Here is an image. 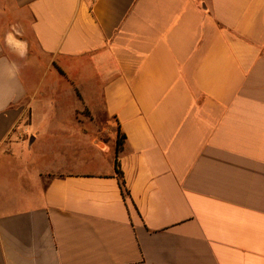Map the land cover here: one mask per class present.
Masks as SVG:
<instances>
[{"label":"crops","instance_id":"crops-1","mask_svg":"<svg viewBox=\"0 0 264 264\" xmlns=\"http://www.w3.org/2000/svg\"><path fill=\"white\" fill-rule=\"evenodd\" d=\"M0 264H264V0H0Z\"/></svg>","mask_w":264,"mask_h":264},{"label":"trees","instance_id":"trees-1","mask_svg":"<svg viewBox=\"0 0 264 264\" xmlns=\"http://www.w3.org/2000/svg\"><path fill=\"white\" fill-rule=\"evenodd\" d=\"M120 146H121V139L118 138L117 139V151H119ZM114 170H115L116 177L118 178V182H119L120 188L122 190V194H125L126 193L125 183H124V180H123V177H122V172L119 169L117 156L115 157Z\"/></svg>","mask_w":264,"mask_h":264}]
</instances>
